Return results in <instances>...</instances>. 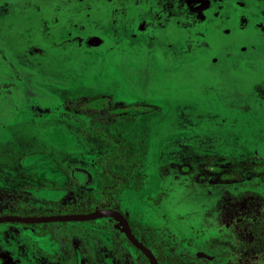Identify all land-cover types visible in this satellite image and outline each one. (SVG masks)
<instances>
[{"label": "rangeland", "instance_id": "obj_1", "mask_svg": "<svg viewBox=\"0 0 264 264\" xmlns=\"http://www.w3.org/2000/svg\"><path fill=\"white\" fill-rule=\"evenodd\" d=\"M0 49V66L15 65V82L9 71L0 80L15 94L14 108L1 90L19 150L56 171L39 195L67 187L61 201L28 193L15 214L108 200L155 253L227 264L214 239L227 225L220 199L264 197V0H0ZM59 168L87 170L91 182H66ZM38 170L30 180L43 189ZM23 177L5 181L9 194ZM10 203L0 200V211ZM4 223L15 228L18 261L27 251L42 264L144 263L115 217Z\"/></svg>", "mask_w": 264, "mask_h": 264}, {"label": "flooded vegetation", "instance_id": "obj_2", "mask_svg": "<svg viewBox=\"0 0 264 264\" xmlns=\"http://www.w3.org/2000/svg\"><path fill=\"white\" fill-rule=\"evenodd\" d=\"M3 56L4 55H3V53H2V51L0 49V57L2 58ZM7 71L14 72V75L12 77L14 78L13 81L15 82V65H13V64L12 65L11 64H7L4 67L3 66H0V72H7ZM9 83H10L9 80H4V79L0 80V174H3L4 175V176L0 177V200H2L5 197H10L11 203L7 207H10L12 209H10L8 211H5V212L4 211L2 212V210H1L0 211V216H3V215H20L19 212L29 213L30 214V215H21V216H41V215L64 214V212H66V211H63L64 210L63 208L66 209V206H68V205H63L62 206V204H60V206H59L60 209H61L59 211H57V210H44V209H41V208H37L34 211V213H37V211L39 213H42V214H39V215H34L33 212H25V211H20V210L17 211L18 214L17 213L15 214V211H13L14 208H15V206L18 205V202L17 201L22 200V198L26 197V195H28V193H34L37 196H40L42 199H45V200H48V201L49 200L50 201H57L58 199L60 200V199L63 198V196L66 195V193H67V187L64 186L63 189H61L59 195H57V196L54 195V197H46V196L42 197L41 195H39V192L40 191L47 190V189L48 190H52V189H49L47 187H46L47 188L46 189L43 186L44 185H50L49 183H56L55 180H52V179H55V177H56V175H55V172L56 171L54 169H52L49 172L47 169H45V166L46 165H50L51 166L52 163H50V162L40 161L38 163H35L34 162V164L28 163V161H26V158L27 157H28V159L30 158L31 152H29L28 154H25L26 151L28 150L26 148V146H22L21 147L22 150H19L20 143L15 139V111L12 112V109L9 108V106H8L5 98L3 99V97H5V94L6 93L5 92L2 93V91H1L2 89L6 90V91H10V93L12 94V100H14V108H15V94L12 91V88H11L12 86L7 85ZM1 94H3V95H1ZM10 128H12V134L10 133ZM24 148L27 149V150H23ZM17 150L21 151V154L18 153V156L16 157V160H19V161L15 162V159H13V158L15 156V152L17 153ZM42 158H45V157H42L40 155L37 156V159L43 160ZM37 168L39 170H42V168H44V170L41 171V178H42V180H44V181L41 182L43 189H38V188L33 187V184H34L33 181H34V179L40 177V173H39L40 171L38 170L39 172H37ZM25 170H28V171L33 170L34 174H30V173L24 174L25 173ZM58 171H59V174L61 175V177L62 178H65V181L66 182H68V179H70V178L72 180L74 179V182H75L76 185L80 184L81 186L82 185H85L86 186V185L89 184V182H91L89 180H85V178H88V174L89 173L87 172V170L85 171V173L87 172L86 174L85 173H82L83 172L82 171V168L74 169V172L73 173L79 174L78 177H74L75 175H73L70 172V170H68L67 168H59ZM19 172H20V174H19ZM53 172H54V174H53ZM52 174H53V178L51 177ZM68 174H70V175L68 176ZM23 175L25 177H23ZM20 176L23 177V178H26L28 180V181H25V183H23L22 186H21V189L23 191L20 190V192H18L19 194L18 193L14 194V195L13 194H9L10 191H15V190H13L15 188V186H14V188L11 187V186H7V183H5V181H9L8 183L13 184L14 183V180H15V183H16L18 181V179H19ZM30 179L33 180V181H31ZM5 187L10 188L11 190L10 189H7ZM16 191H19V190L17 189ZM25 192H27V193H25ZM238 194H235L234 196H236ZM12 195H13V198H11ZM258 195H260V194H258ZM234 196H230V197H226V198L224 197V198H221L220 199L219 208L226 215L225 221L227 222V225L225 227V230L222 232L221 236L218 239L216 238L218 236H216L214 239H215V241H217V243H219V244H221V245H223V246L226 247L224 249V254L223 255L225 257H227V259H226L227 264H243L242 262H240L239 257H237V251L234 250L233 245L231 243L227 244L225 242V240L223 239L224 233L228 230L227 227H228V224L230 223V219L228 217V211L226 210V205L224 206L223 204L228 199H230V198H232ZM72 206H75L77 209L80 210V212H77V213H91V212H96L95 206H97L98 209H112L111 208V206H112L111 205V201H108V200H103V201L102 200H97L94 197H92V198L89 197L82 205H72ZM106 206H108V207H106ZM88 208H90L91 211H89V212H82V211H84L85 209H88ZM113 210H115V209H113ZM98 211H100V210H98ZM120 214L124 217V215L122 213H120ZM98 219H100V218H98ZM93 220H96V219H93ZM88 221H90V220H88ZM71 222H74V221H71ZM126 222H127V220H126ZM11 223H13V222H11ZM52 223H54V222H50L48 224L51 225ZM59 223H62V222H59ZM3 224H4V222H3ZM33 224H35V223H33ZM127 224H128V222H127ZM128 226H129V224H128ZM129 228L131 230V233L135 236V238H137L139 240V238L135 235L134 231L131 229L130 226H129ZM43 239H44L43 242L46 244V246L53 249V246L54 245L52 246V242L53 241L51 240V235H49L48 237H44ZM139 241L146 248H148L151 251V253L154 255V257L156 259L157 264H161V263H159L158 258L156 256L161 251H158V252L155 253L145 243H143L141 240H139ZM127 242L129 244V246H127V247L129 249V252L130 253H131V251L133 249V251H132L133 254H131V255H134V254L139 255V257H141L144 260V263L143 264H151L149 258L139 248H137L129 240L128 237H127ZM50 251L51 252H56L58 250H55V251L50 250ZM19 253H26L25 255H27V257H23V258H21L20 261H18V258L15 257V254H14L13 255V259L15 258V261L12 262L10 259L5 260L7 258L6 255H1L0 256V258H1L0 259V264H34V261L28 255V252L27 251H20ZM173 253L179 254L178 252H173ZM103 254H104V252L102 253V255ZM181 257L183 258V256H181ZM197 260H200V259H197ZM261 260H263V258Z\"/></svg>", "mask_w": 264, "mask_h": 264}, {"label": "trees", "instance_id": "obj_3", "mask_svg": "<svg viewBox=\"0 0 264 264\" xmlns=\"http://www.w3.org/2000/svg\"><path fill=\"white\" fill-rule=\"evenodd\" d=\"M259 95H264L262 86L257 85ZM116 177L111 187L117 183ZM228 211L230 223L223 239L227 244L231 243L237 251V257L243 264H264V198L250 190H245L238 195L228 199L224 204ZM108 207V206H106ZM63 211L67 213L80 212L75 206L68 205ZM90 208L82 212H89ZM20 215H30L19 212ZM39 215L42 213H33ZM44 225H46L44 223ZM161 264H187L177 253L159 252L157 255ZM263 258V260H261ZM197 260V259H196Z\"/></svg>", "mask_w": 264, "mask_h": 264}, {"label": "water", "instance_id": "obj_4", "mask_svg": "<svg viewBox=\"0 0 264 264\" xmlns=\"http://www.w3.org/2000/svg\"><path fill=\"white\" fill-rule=\"evenodd\" d=\"M104 217L118 218L125 230L129 240L139 248L150 260L151 264H157L154 255L146 248L135 236L126 222V219L116 210L105 209L91 213H64L57 215H41V216H21V215H3L0 216L1 222H21V223H50V222H71V221H88Z\"/></svg>", "mask_w": 264, "mask_h": 264}, {"label": "crops", "instance_id": "obj_5", "mask_svg": "<svg viewBox=\"0 0 264 264\" xmlns=\"http://www.w3.org/2000/svg\"><path fill=\"white\" fill-rule=\"evenodd\" d=\"M7 27L8 28L11 27L10 23L7 24ZM3 30H5V28H3ZM9 33H10V31H7V35L4 36L2 34V37H5V39L9 42V44H8L9 46L15 47V31L12 32V34H13L12 37H11V34H9ZM10 39H11V42H10ZM9 225H10V223L9 224H5V223L0 224V236H1V238H0V256L6 255L7 258L5 260L10 259L13 262V261H15V258L13 259V255L15 254V242L10 240L11 237L12 238H14V237L9 236V233H12L15 235V233L13 232V230L15 231V228H12ZM45 258H42L43 264H51V262L49 260H46L47 258L46 259ZM33 261H34V259H33ZM38 263L42 264V262H39L36 260L34 261V264H38Z\"/></svg>", "mask_w": 264, "mask_h": 264}]
</instances>
